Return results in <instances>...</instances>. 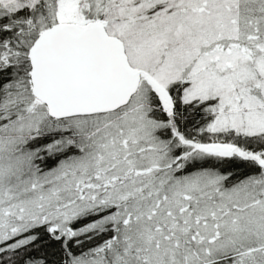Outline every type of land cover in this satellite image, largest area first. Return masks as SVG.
<instances>
[{
	"label": "snow or ice",
	"instance_id": "obj_1",
	"mask_svg": "<svg viewBox=\"0 0 264 264\" xmlns=\"http://www.w3.org/2000/svg\"><path fill=\"white\" fill-rule=\"evenodd\" d=\"M0 264H264V0H0Z\"/></svg>",
	"mask_w": 264,
	"mask_h": 264
}]
</instances>
